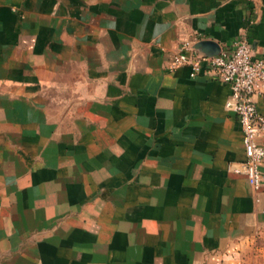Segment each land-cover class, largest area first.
<instances>
[{"label":"crops","instance_id":"0c3cea01","mask_svg":"<svg viewBox=\"0 0 264 264\" xmlns=\"http://www.w3.org/2000/svg\"><path fill=\"white\" fill-rule=\"evenodd\" d=\"M238 36L264 0H0V264H258L229 87L169 68Z\"/></svg>","mask_w":264,"mask_h":264},{"label":"built area","instance_id":"2783aa9c","mask_svg":"<svg viewBox=\"0 0 264 264\" xmlns=\"http://www.w3.org/2000/svg\"><path fill=\"white\" fill-rule=\"evenodd\" d=\"M185 47L188 53L173 54L169 68L188 64L191 76L203 73L228 85L225 107L237 119L244 151V159L232 170L242 174L255 193L260 192L264 187V60L254 57L245 36H238L212 56L197 52L187 41L182 44Z\"/></svg>","mask_w":264,"mask_h":264},{"label":"water","instance_id":"95a60500","mask_svg":"<svg viewBox=\"0 0 264 264\" xmlns=\"http://www.w3.org/2000/svg\"><path fill=\"white\" fill-rule=\"evenodd\" d=\"M193 48L204 55L212 56L214 54H218L220 51V46L218 43L208 40L202 39L198 40L194 43Z\"/></svg>","mask_w":264,"mask_h":264},{"label":"rangeland","instance_id":"374dc122","mask_svg":"<svg viewBox=\"0 0 264 264\" xmlns=\"http://www.w3.org/2000/svg\"><path fill=\"white\" fill-rule=\"evenodd\" d=\"M257 259L258 264H264V232L259 237Z\"/></svg>","mask_w":264,"mask_h":264}]
</instances>
